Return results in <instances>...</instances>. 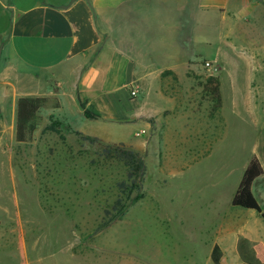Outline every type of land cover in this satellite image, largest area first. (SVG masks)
<instances>
[{
    "label": "rangeland",
    "instance_id": "1",
    "mask_svg": "<svg viewBox=\"0 0 264 264\" xmlns=\"http://www.w3.org/2000/svg\"><path fill=\"white\" fill-rule=\"evenodd\" d=\"M229 25L227 44L214 35V44L198 45L177 73L164 71L138 94L140 124L92 125L116 141L83 140L77 120L51 98L32 139L19 144L12 104H5L0 264H208L209 252L213 264H231L238 239L264 236L259 213L242 198L232 205L255 157L261 171L250 166L243 195L264 207V31L244 36L235 18ZM50 125L64 141L46 130ZM120 144L143 156L145 174L142 196L113 219L106 211L119 198L126 170L101 149Z\"/></svg>",
    "mask_w": 264,
    "mask_h": 264
},
{
    "label": "crops",
    "instance_id": "2",
    "mask_svg": "<svg viewBox=\"0 0 264 264\" xmlns=\"http://www.w3.org/2000/svg\"><path fill=\"white\" fill-rule=\"evenodd\" d=\"M232 18L244 36L263 35L264 0H0V135L7 102L16 121L20 97H45L58 98L80 133L116 141L92 125L140 124L138 94L164 71L177 73L214 35L227 44ZM80 103L100 117H86ZM238 241L231 264H245ZM249 242L264 262V236ZM206 261L213 264L212 252Z\"/></svg>",
    "mask_w": 264,
    "mask_h": 264
},
{
    "label": "trees",
    "instance_id": "3",
    "mask_svg": "<svg viewBox=\"0 0 264 264\" xmlns=\"http://www.w3.org/2000/svg\"><path fill=\"white\" fill-rule=\"evenodd\" d=\"M47 101L48 99L45 97H20L17 100L15 121V140L17 143L26 144L32 139L38 126V112ZM80 106L86 117H100L98 113L86 109L83 103H80ZM46 130L56 133L62 141L65 140V136L57 126L50 125ZM77 135L86 141L95 142L98 140L96 138L85 136L80 132H77ZM101 154L106 159H113L121 162L126 170L125 180L117 184L119 198L111 206V209L106 211V214L114 215L113 219H115L122 217L132 204L131 202L142 196L140 181L145 174V164L142 155L123 144L105 145L101 149ZM254 163L257 164L259 171H261L259 163H257L256 158L253 157L242 175L232 199V205H236L237 201L242 198L243 206L259 213L264 221V207H261L253 196L243 195V188L249 174L250 166ZM134 194L136 195L133 197ZM237 247L240 258L245 264H264V262L256 256L251 243L247 239H239Z\"/></svg>",
    "mask_w": 264,
    "mask_h": 264
},
{
    "label": "built area",
    "instance_id": "4",
    "mask_svg": "<svg viewBox=\"0 0 264 264\" xmlns=\"http://www.w3.org/2000/svg\"><path fill=\"white\" fill-rule=\"evenodd\" d=\"M131 95H132V96H135V95H136V91L132 90V91H131Z\"/></svg>",
    "mask_w": 264,
    "mask_h": 264
},
{
    "label": "water",
    "instance_id": "5",
    "mask_svg": "<svg viewBox=\"0 0 264 264\" xmlns=\"http://www.w3.org/2000/svg\"><path fill=\"white\" fill-rule=\"evenodd\" d=\"M262 1V0H259ZM2 45L0 46V60H1Z\"/></svg>",
    "mask_w": 264,
    "mask_h": 264
}]
</instances>
